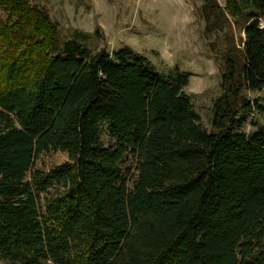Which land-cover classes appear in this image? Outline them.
<instances>
[{"label":"trees","instance_id":"16d2710c","mask_svg":"<svg viewBox=\"0 0 264 264\" xmlns=\"http://www.w3.org/2000/svg\"><path fill=\"white\" fill-rule=\"evenodd\" d=\"M222 1L200 6L221 34L207 130L186 73L128 45L93 50L97 30L60 39L37 4L0 0V258L264 264V122L240 129L263 110L246 91L264 87V0ZM57 150L65 161L37 166Z\"/></svg>","mask_w":264,"mask_h":264},{"label":"rangeland","instance_id":"374dc122","mask_svg":"<svg viewBox=\"0 0 264 264\" xmlns=\"http://www.w3.org/2000/svg\"><path fill=\"white\" fill-rule=\"evenodd\" d=\"M204 0H30L40 6L58 26L60 39L72 36L74 30L93 33L84 43L91 49L107 51L128 45L152 61L155 68L167 75L174 69L187 74L184 90L191 97L198 123L210 129L213 99L220 93V67L212 47L221 34L204 32L200 6ZM223 5L222 0H217ZM5 14L0 11V18ZM241 34V33H240ZM247 97L259 98L262 111H253L240 127L250 132V123L264 122V87L246 91ZM101 139L110 142L104 129ZM67 159L62 150L42 154L37 166L50 167ZM54 190L50 189L49 193ZM42 202L48 194L42 193ZM0 264H12L0 258Z\"/></svg>","mask_w":264,"mask_h":264}]
</instances>
